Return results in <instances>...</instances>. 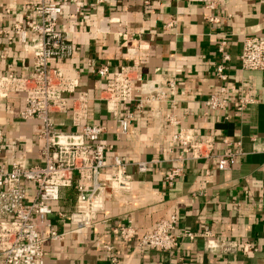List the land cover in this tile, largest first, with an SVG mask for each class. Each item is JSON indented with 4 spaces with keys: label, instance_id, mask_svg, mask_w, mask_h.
Instances as JSON below:
<instances>
[{
    "label": "crops",
    "instance_id": "crops-1",
    "mask_svg": "<svg viewBox=\"0 0 264 264\" xmlns=\"http://www.w3.org/2000/svg\"><path fill=\"white\" fill-rule=\"evenodd\" d=\"M39 1L0 0V29L14 27L15 18L7 10L25 19ZM47 1L62 4L59 27L72 33L74 45L71 58L53 60L52 66L78 78L92 98L100 87L96 67L108 63L117 72L136 60L143 79L177 82V114L183 126L195 130L197 140L214 137L215 152L224 149V139L234 145L239 141L242 154L229 171H220L215 161H186L184 176L168 187L164 177L177 153L171 152L170 135L159 133L148 109L135 113L130 132L123 134L106 104L92 101L91 121L108 127L102 137L113 146L108 161L120 155L129 162L133 193H109L105 213L94 226L75 233L68 216L75 210L77 194L74 188L64 189L57 209L66 218L55 214L52 218L65 236L46 244V264H174L180 258L185 264H264V72L243 70L240 61L244 36L264 35V0H78L80 13L73 0ZM171 20L175 25L168 27ZM224 39L230 55L225 71L231 93L255 99L242 113L233 104L222 112L206 103L221 87L216 68L224 63L219 51ZM33 63L18 35L12 40L0 35V73L26 74ZM136 93L139 96V87ZM24 107L18 95L0 102V126L6 135L3 157L9 162L16 157L36 162L41 154L37 135L42 122L20 121ZM135 111L134 104L122 109L124 117ZM54 119L62 129H74L70 114ZM140 162L148 163L145 172L139 170ZM171 212L180 216V232L200 235L183 239L170 253L140 249L134 241L112 233L113 226L128 220L141 233L152 230L160 217ZM204 231L214 239L250 241L253 250L248 255L211 252Z\"/></svg>",
    "mask_w": 264,
    "mask_h": 264
},
{
    "label": "built area",
    "instance_id": "built-area-1",
    "mask_svg": "<svg viewBox=\"0 0 264 264\" xmlns=\"http://www.w3.org/2000/svg\"><path fill=\"white\" fill-rule=\"evenodd\" d=\"M76 11L80 13L78 0ZM104 0H95L101 3ZM15 18L13 29H0L10 40L15 35L27 52L33 55V69L18 75L14 72L0 73V102L13 95L22 96L25 107L20 111V121L39 120L42 127L37 135L41 154L36 162L16 157L11 162L3 157L6 135L0 126V264H46L45 246L49 241H61L64 234L57 229V218L65 219L66 213L57 209L62 191L74 188L77 194L75 210L68 220L72 231L83 233L92 228L99 216L105 213L109 193L131 195L134 181L128 171L129 162L120 155L108 161L113 146L102 140L108 127L93 123L90 119L92 101L106 104L110 118L115 120L121 132H130V121L135 113L148 109L154 126L162 135H170L175 162L166 172L164 183L173 187L184 176L186 161H215L220 171H229L242 154V144L236 145L224 139V149L215 152V138L197 140L195 130L183 126L177 114L175 80H145L140 73V65L122 67L117 72L110 64L96 67L94 72L100 80L96 97H91L83 89L76 77H69L60 68L52 66L53 60L72 57L74 45L72 33L61 30L62 4L40 0L32 6V13L25 19L21 14L7 10ZM210 21H216L208 17ZM171 20L168 27H173ZM228 42L222 40L219 51L224 63L216 68L221 81L219 91L212 93L206 101L213 111L226 112L231 104L242 113L255 99L245 94L231 93L227 82L225 63L230 60ZM133 52V51H132ZM243 70L264 72V35H246L240 56ZM140 94L137 96L136 88ZM134 104L136 111L123 116L125 105ZM73 130L61 128L54 115H69ZM147 162L138 163L139 170H147ZM209 175V171H205ZM180 216L171 212L160 217L152 230L141 233L128 220L112 227V233L124 241H134L140 249L174 251L183 239L194 240L200 233L179 231ZM207 249L222 255L253 250L250 241L234 239H214L209 231H204ZM112 250V247H108ZM174 264H185L180 258Z\"/></svg>",
    "mask_w": 264,
    "mask_h": 264
},
{
    "label": "trees",
    "instance_id": "trees-1",
    "mask_svg": "<svg viewBox=\"0 0 264 264\" xmlns=\"http://www.w3.org/2000/svg\"><path fill=\"white\" fill-rule=\"evenodd\" d=\"M69 189V188H68Z\"/></svg>",
    "mask_w": 264,
    "mask_h": 264
}]
</instances>
